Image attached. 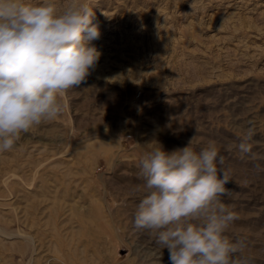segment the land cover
<instances>
[{
	"label": "rangeland",
	"instance_id": "374dc122",
	"mask_svg": "<svg viewBox=\"0 0 264 264\" xmlns=\"http://www.w3.org/2000/svg\"><path fill=\"white\" fill-rule=\"evenodd\" d=\"M78 2L94 12L100 58L59 95L60 115L0 153V264H169L132 225L138 162L192 137L197 152L214 141L231 169L226 235L264 264V0Z\"/></svg>",
	"mask_w": 264,
	"mask_h": 264
},
{
	"label": "clouds",
	"instance_id": "9594fccd",
	"mask_svg": "<svg viewBox=\"0 0 264 264\" xmlns=\"http://www.w3.org/2000/svg\"><path fill=\"white\" fill-rule=\"evenodd\" d=\"M93 18L78 0L63 11L52 0H0V153L60 115L59 95L95 69L100 52L92 42L100 31ZM253 135L249 128L235 145L242 156L252 154ZM192 141L171 151L157 142L142 154L133 228L166 249L169 264H253L245 241L226 235L238 219L222 201L230 195L231 169L214 141L199 152Z\"/></svg>",
	"mask_w": 264,
	"mask_h": 264
}]
</instances>
